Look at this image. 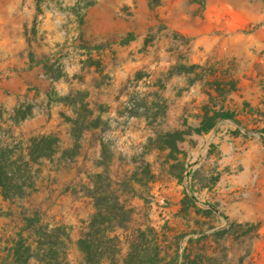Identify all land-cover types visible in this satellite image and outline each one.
<instances>
[{
	"label": "rangeland",
	"instance_id": "1",
	"mask_svg": "<svg viewBox=\"0 0 264 264\" xmlns=\"http://www.w3.org/2000/svg\"><path fill=\"white\" fill-rule=\"evenodd\" d=\"M0 159V264H264V0H0Z\"/></svg>",
	"mask_w": 264,
	"mask_h": 264
},
{
	"label": "trees",
	"instance_id": "2",
	"mask_svg": "<svg viewBox=\"0 0 264 264\" xmlns=\"http://www.w3.org/2000/svg\"><path fill=\"white\" fill-rule=\"evenodd\" d=\"M215 119L234 120L233 116L228 112L219 113V115L214 119H210V121L201 124L200 127L195 130V132L198 134H206L210 132L215 125ZM13 167L14 164H7L0 159V187L3 190L5 196H7L8 192H11L12 190L21 191V187L16 185L17 178L15 177V174L10 172L8 173L10 175H7V172H9L7 169ZM94 190V192H98L96 184ZM92 195L93 198H95V194L93 193ZM99 198L100 197L95 199V209L97 210V213L89 224L88 230L90 234L87 236V240L80 242L81 249L83 250L85 258L88 262H91L90 260H94V257L99 255V250L104 248L103 246L105 244L112 242V239L108 238L109 232L115 228H126L125 224L128 220L127 216H123L125 209L118 204L117 199L114 200V204L109 205L106 197ZM96 226H103V228L97 229ZM43 236L47 237V239L45 241L41 240V242H38V253H35L34 255L33 250L28 248V252L31 254L30 257L34 258L38 264H70L66 259L65 252L62 253V255H59V253L56 251L57 249L55 248V244L49 241L52 237L46 235ZM16 254H18V252H15V255ZM148 258L149 257L146 250L140 248V246L136 245L134 242H131L129 246V252L123 264H148L150 263ZM96 260V262H98L100 258L97 257Z\"/></svg>",
	"mask_w": 264,
	"mask_h": 264
}]
</instances>
